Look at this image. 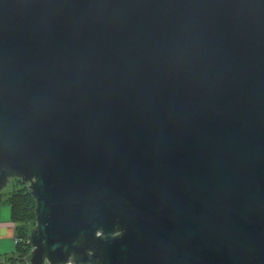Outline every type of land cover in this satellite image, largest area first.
Here are the masks:
<instances>
[{
  "label": "water",
  "instance_id": "95a60500",
  "mask_svg": "<svg viewBox=\"0 0 264 264\" xmlns=\"http://www.w3.org/2000/svg\"><path fill=\"white\" fill-rule=\"evenodd\" d=\"M28 264H264V0H0V195Z\"/></svg>",
  "mask_w": 264,
  "mask_h": 264
},
{
  "label": "trees",
  "instance_id": "16d2710c",
  "mask_svg": "<svg viewBox=\"0 0 264 264\" xmlns=\"http://www.w3.org/2000/svg\"><path fill=\"white\" fill-rule=\"evenodd\" d=\"M13 190L6 194L3 199L11 208V219L16 227V239L18 241L16 253L8 259L9 262L28 264L26 258L32 251L29 243V235L32 228L36 226V202L32 197L27 185L18 187L21 180L15 179ZM3 197V194L0 196Z\"/></svg>",
  "mask_w": 264,
  "mask_h": 264
},
{
  "label": "crops",
  "instance_id": "0c3cea01",
  "mask_svg": "<svg viewBox=\"0 0 264 264\" xmlns=\"http://www.w3.org/2000/svg\"><path fill=\"white\" fill-rule=\"evenodd\" d=\"M16 227L11 219V211L0 201V264H22L9 262L17 250Z\"/></svg>",
  "mask_w": 264,
  "mask_h": 264
},
{
  "label": "rangeland",
  "instance_id": "374dc122",
  "mask_svg": "<svg viewBox=\"0 0 264 264\" xmlns=\"http://www.w3.org/2000/svg\"><path fill=\"white\" fill-rule=\"evenodd\" d=\"M17 182H16V180L15 179H13L12 181H11V183H10V185L3 191V197L1 198L0 197V201H3V199H5L6 198V194H8V192L9 191H11V190H13V188H14V185L16 184ZM23 185H26V184H24V183H19L18 184V187H22ZM28 186V185H27ZM1 196V195H0ZM5 205L10 209V211H11V208H10V206H9V204L8 203H5Z\"/></svg>",
  "mask_w": 264,
  "mask_h": 264
},
{
  "label": "built area",
  "instance_id": "2783aa9c",
  "mask_svg": "<svg viewBox=\"0 0 264 264\" xmlns=\"http://www.w3.org/2000/svg\"><path fill=\"white\" fill-rule=\"evenodd\" d=\"M15 243H16V244H18V241H17V240H15Z\"/></svg>",
  "mask_w": 264,
  "mask_h": 264
}]
</instances>
